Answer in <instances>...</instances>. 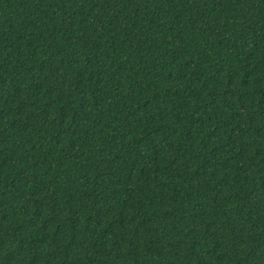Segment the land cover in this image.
Wrapping results in <instances>:
<instances>
[{
    "label": "trees",
    "instance_id": "obj_1",
    "mask_svg": "<svg viewBox=\"0 0 264 264\" xmlns=\"http://www.w3.org/2000/svg\"><path fill=\"white\" fill-rule=\"evenodd\" d=\"M0 264H264V0H0Z\"/></svg>",
    "mask_w": 264,
    "mask_h": 264
}]
</instances>
